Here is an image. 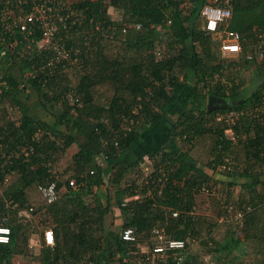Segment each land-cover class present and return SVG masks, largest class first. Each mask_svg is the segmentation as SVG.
Segmentation results:
<instances>
[{
	"label": "trees",
	"instance_id": "trees-1",
	"mask_svg": "<svg viewBox=\"0 0 264 264\" xmlns=\"http://www.w3.org/2000/svg\"><path fill=\"white\" fill-rule=\"evenodd\" d=\"M206 1L191 0V4L180 0L74 1L76 15H69L64 24H59L54 41L69 50L73 60L81 58L86 67L90 63L94 69L82 76L78 86V96L84 97L82 107L75 105L76 111H73L67 104L60 111L53 110L52 121L31 113L32 107L22 99L24 89L18 77L11 73V67L0 77V83L5 82L0 107L3 101L9 100L20 111L18 123L6 128L0 124V141L5 146L0 162L10 158L5 169H0V181L3 182L6 173L19 175L18 181L0 193V223L9 225L13 231L10 243H0V264H13L16 255L28 254L21 248V242L29 246L30 239L25 235L24 226L14 222L22 211L28 213L26 217H30L29 211L44 214L45 230L54 231L55 245L46 246L40 254L44 256L43 264H107L110 257H118L121 262L127 259L129 251L138 247L124 241L122 232L108 230L106 217L112 208L111 198H107L106 204L100 200L86 201L88 197H97L96 188L106 185V165L109 163V170H115L116 162L127 159H130L126 162L127 172L152 168L147 175L150 187L164 182L160 193L148 197L146 185L141 190L142 199H130L128 203L124 202L125 198L138 194L136 185L117 188V206L124 220L122 231L125 227H134L138 234H151L156 225L167 235L184 239L189 245L201 236V226L205 223L204 216L195 213L194 194L202 189L210 190L217 183L225 187L223 214L228 216L235 209L240 221L225 243L218 244L212 236L202 239L207 253L213 257L238 250L241 232L248 239L264 242V221L258 213L264 203V120L250 114L251 108L264 100V79L250 93H245L241 84L234 81L226 84L214 79L222 75L225 64L215 61V42L204 28L201 9ZM232 3L231 29L240 32L245 41L241 60L232 59L229 64L235 68L249 66L256 62L246 59V49L264 33V0H232ZM30 6L28 3L23 8ZM109 6L120 9L122 17L110 20ZM259 7L263 11L260 15L257 14ZM83 14L85 21L80 22L79 15ZM98 20L110 28L113 38L125 36L128 49L136 53L135 58H129L131 62L124 65L122 59L110 58L104 53L101 34L93 27ZM73 33L81 37L74 40ZM167 35L171 38L164 43L168 55L161 41ZM42 37L43 30L39 27L30 36L21 30L11 39L0 35L3 46L0 64L10 57L22 75L26 70H36V74L24 75L26 82L37 92L40 106L50 111L61 99L55 89L60 85L70 87L61 69L50 77L45 75L46 64L57 56V51L54 46L38 50L36 42ZM12 41L17 43L10 49L8 44ZM30 44L32 50L28 47ZM69 62L62 59L57 66L63 68ZM259 66L258 74L264 71V62ZM102 82H112L115 86L114 97L107 107L94 104L92 88ZM211 94L227 98L229 106L212 111L208 105L200 110L184 108L195 97L208 100ZM237 111L243 114L233 123L225 119L216 121L219 115L228 117ZM171 113L178 115L176 121L169 119ZM213 120L220 125L208 126L207 122ZM227 130H233L234 137H229ZM207 134L213 136L210 165L223 166L228 180H213V175L205 170L206 165H200L179 147V137L193 143ZM79 136L83 138L81 142ZM145 142L150 145L145 146ZM73 144H78L79 150L73 155L72 164L61 172L54 171L53 153L65 152ZM23 146L28 155L20 151ZM97 153L103 155L105 163L97 158ZM73 179L76 187L70 184ZM51 182L56 183L58 199L48 203L39 192L45 203L34 209L27 189L34 185L38 189ZM236 187L241 188L237 197ZM7 199L12 200V206L7 207ZM174 211L178 216L173 215ZM206 223L210 231L216 224ZM191 258L188 255L185 264H198ZM136 260L133 255L130 264H139Z\"/></svg>",
	"mask_w": 264,
	"mask_h": 264
},
{
	"label": "rangeland",
	"instance_id": "rangeland-1",
	"mask_svg": "<svg viewBox=\"0 0 264 264\" xmlns=\"http://www.w3.org/2000/svg\"><path fill=\"white\" fill-rule=\"evenodd\" d=\"M106 2H109V0H104ZM191 4V1L188 2ZM187 4V5H189ZM262 9L259 7L257 9V14H262ZM122 11L118 8H115L113 6L108 7V16L110 17V20L116 21L117 19L122 17ZM80 22H84V17H86L84 14L79 15ZM101 20H98L96 22V25L93 24L94 29L96 32H99L101 34V40L100 44L102 45V49L104 50V53H106L107 56L110 58H116L123 60L124 65L131 62L129 58H135L136 53L134 50H129L127 45V40L125 39V36H122L119 38H113L112 34L109 32V27L104 26ZM114 25V24H113ZM132 26V25H130ZM115 27V26H114ZM114 29V28H113ZM133 29V28H130ZM72 39L77 40L78 37H81L78 33L71 34ZM164 37V36H163ZM166 38L161 39L162 44L165 49V44L171 39L170 37L165 36ZM212 38L215 42L213 46V51L217 55V59H215L216 62L224 63L225 69L222 72V75L215 76V80H222L226 84H230L234 81L236 84H241V89L246 91L245 93H250L255 84L260 83L264 79V71L260 72L258 74V70H260L261 66H259L258 63L251 64L247 66L246 64L232 67L229 63L232 61V59L241 60V57H236L235 55H231L229 53L227 54H221L219 44L221 35H212ZM6 44V43H5ZM87 44H90V41L87 42ZM0 43V51L3 49V46ZM5 47V46H4ZM96 46L93 50V54L95 55ZM166 51V55L169 53ZM60 55L61 53H57ZM164 54V53H163ZM64 59L62 56L60 57V60ZM18 60V59H17ZM66 61H70L68 64H66L65 67L61 68L59 66H48V70L45 73L48 77L55 74L59 69L62 70L63 76L65 75L66 79H68V87L70 88H63L61 85L55 89L56 94H60L61 99L59 100L58 104H56L55 108H52L49 110L43 109L38 100L37 92L26 82L25 76H30L32 74H36V70H26L25 76L22 75V73L19 71L17 67L13 65V59L9 57V59H5L4 64H0V77H2L11 67L10 71L13 73L18 79L20 80L21 87L24 89L21 93V97L23 100H25L29 105H31V113L34 114L37 118L40 119H48L50 121L53 120L52 114L50 112H53V110L60 111L64 108H66L67 104L72 106V110L76 111V106L82 107L84 103V97L82 94L78 96V86L81 81V78L84 74L88 72L93 71V66L89 63V65L86 67L83 59H71V58H65ZM4 86L5 82L0 83V98L4 96ZM65 87V85H64ZM206 93V90H204ZM93 98H94V104L97 107L101 106H109L112 102V99L115 94V86L112 84V82H102L96 84L92 88ZM77 97L80 98V100H77ZM207 99L206 97H203L202 99L198 100L195 97L194 101H190L189 105L184 106L185 109L189 108H196V110H200L202 108H205L207 105ZM76 105V106H75ZM171 113L169 115V119L173 122L176 121L178 118V115ZM20 117V111L13 105L9 100H5L2 103V107H0V124L6 127H11L12 123H18ZM218 121V120H216ZM216 121H209L207 122L208 126H217L220 123H217ZM62 129H65V126H61ZM75 131V130H74ZM227 135L229 137H234V131L233 130H227ZM41 134V133H40ZM38 137H41L40 135ZM242 138H246V135H243ZM82 136H79V141L81 142ZM237 140V139H236ZM235 140V142H236ZM145 146H149L144 143ZM178 144L180 149L183 152H187L191 158H196L200 165L204 166L206 165L205 170L213 175V180L216 179H224L228 180L226 173L223 170V166H216L213 168L212 165H210V161L213 158V155L211 154V148L213 144V136L210 134L198 137L193 141V143L184 141L180 137L178 138ZM4 143L0 141V153L3 152ZM79 150L78 144H73L71 147L67 149V151H56L53 153L54 161L53 163V169L54 171L61 172L66 169L70 164H72L73 161V155ZM21 152H25L28 155V150L26 146H23L20 150ZM10 155L9 157H11ZM243 156H241L242 158ZM97 158L100 161H104L103 155L101 153H97ZM229 158V157H228ZM231 159H234V156L230 157ZM10 158H7L4 162H0V169H5V164L8 163L7 161ZM130 160V159H127ZM127 160H120V162H116L115 170H109V167L111 166L109 163L106 165L108 167L106 170V185L101 188H96L95 194L97 197L90 199L92 197H88L86 199L87 202L97 203L99 200L106 204L107 198L110 197L112 201V208L111 211L108 213L106 217V226L108 230L116 231L117 234H121L122 232V224L124 222L123 215L119 207L117 206V200H116V190L118 187H124L127 185L135 184L136 191L138 192L137 195H134L132 198H125L124 202H129L130 199H133V201H137L142 199V188L147 185V196L151 197L154 194H157V192L160 193L162 189L163 182H160L159 184H156V186L150 187L147 184V181L149 183V180H147L148 176L152 170L150 169H141L140 170H131V171H125ZM105 163V161H104ZM207 163V164H206ZM244 166V165H243ZM205 167V166H204ZM212 167V168H211ZM19 175L15 172L6 173L3 182L0 181V193L3 192L4 188L10 187L14 182L18 181ZM149 179V178H148ZM264 179V177H263ZM218 181V180H217ZM152 182V181H151ZM152 185L153 182H152ZM213 187L208 189H202L199 191L197 195L194 194V201H195V213L199 216H204V222L203 226H201L202 231L200 233L201 236L197 237L196 241H191L189 244V251L191 259H194L198 262V264H264V242L259 241L257 238L248 239L244 236V233H239V236L242 240L241 246L238 250H235L233 253L230 254H217L211 256V254L207 253V248L202 245V239H207L210 236H212L218 244L225 243L232 234V231L234 228H236L238 222L240 221L239 218H237L236 212L234 210L229 211L228 216L223 214L222 209L226 207L225 201L226 196L224 193V186L221 184H215L213 183ZM262 188V186L260 187ZM263 189V188H262ZM204 190V191H203ZM234 190H236V197L238 196L241 188L236 187ZM246 190V189H245ZM108 191V192H107ZM27 192L30 197V201L35 209V207H38L39 205H43L45 202L43 198L41 197L36 185L31 186L29 189H27ZM108 194V195H107ZM140 196V197H139ZM7 207L12 206V200L7 199ZM15 206H18L17 203L14 204ZM13 205V206H14ZM29 216L26 217L27 212L22 211V213H19L18 216L15 218V223H21L24 226L25 229V235L31 239L30 245H26L25 243H22V249L23 251H27L26 253H21L19 255H16L13 259V264H43L42 259L44 256L40 255L42 250L45 249L47 246L44 243L42 233L45 230V224L43 221L44 214H34L29 211ZM259 215L261 216L260 219L264 221V203L261 206V210H258ZM1 218V216H0ZM207 221L216 222L215 226L211 231L209 230V227L207 225ZM156 226V225H155ZM157 227V226H156ZM162 229V228H160ZM151 234L148 232L147 234L142 233L138 234V243L139 246L145 247V249H148L151 245ZM199 238V239H198ZM202 242V243H201ZM148 246V247H147ZM133 247V246H132ZM39 249V254H37L34 249ZM113 259V260H112ZM130 264V261L125 262L123 259V262H121L120 258L116 257H110V261H108L107 264ZM185 264V261L184 263Z\"/></svg>",
	"mask_w": 264,
	"mask_h": 264
},
{
	"label": "built area",
	"instance_id": "built-area-1",
	"mask_svg": "<svg viewBox=\"0 0 264 264\" xmlns=\"http://www.w3.org/2000/svg\"><path fill=\"white\" fill-rule=\"evenodd\" d=\"M74 1L76 0H0L2 5L0 8L2 33L0 35H8L11 39L15 37L17 30H21L30 36L36 32L38 27L41 28L43 37L36 42L37 49L43 50L54 46L57 53L61 54L51 58L46 66L56 67L58 62L61 61V56L64 59H72L71 52L62 45L55 43L54 38L59 31V24H64L69 15L73 13L76 15L72 5ZM180 1L190 2L191 0ZM28 3H31V6L25 10L23 7ZM14 5L16 8H14ZM233 8L232 0H207L201 9V16L205 30L212 35H221L219 44L221 54L229 53L236 57H242L245 37L240 32L231 29ZM65 11L66 16L64 14ZM140 26V24L137 25L138 28ZM16 43L12 41L7 44L10 49H13ZM28 47L32 50L31 44ZM245 57L249 61L258 64L264 62V33L260 34L258 39L248 45ZM240 114H243V111L232 112L228 117L219 115L217 120L225 119L227 122L233 123ZM250 114L263 121L264 100L259 105L252 107ZM70 184L76 187L74 179L70 181ZM38 190L48 203L58 199L55 182H51L47 186H40ZM173 215L178 216V212L174 211ZM238 216L241 217L242 213L240 212ZM12 233V228L9 225L0 223V243H10ZM137 234L134 227H125L122 231L121 238L129 242L131 246L135 245L134 247H138L134 248L133 251H129L127 259H124L125 262L130 261L134 255L139 264H183L189 255V245L184 239L173 238L167 235L163 229L156 226L151 229V245H148V249L139 246ZM43 238L47 246L55 245V236L52 229H46L43 233Z\"/></svg>",
	"mask_w": 264,
	"mask_h": 264
},
{
	"label": "water",
	"instance_id": "water-1",
	"mask_svg": "<svg viewBox=\"0 0 264 264\" xmlns=\"http://www.w3.org/2000/svg\"><path fill=\"white\" fill-rule=\"evenodd\" d=\"M208 110L212 111L218 108H226L229 106V100L224 97H218L216 95H209L208 97Z\"/></svg>",
	"mask_w": 264,
	"mask_h": 264
},
{
	"label": "crops",
	"instance_id": "crops-1",
	"mask_svg": "<svg viewBox=\"0 0 264 264\" xmlns=\"http://www.w3.org/2000/svg\"><path fill=\"white\" fill-rule=\"evenodd\" d=\"M42 237H43V233H42ZM43 240H44V238H43ZM31 241H32V240L30 239V240H29V243H31ZM34 251H35L36 253H37V252H38V253L40 252L38 248H37V249H34Z\"/></svg>",
	"mask_w": 264,
	"mask_h": 264
}]
</instances>
